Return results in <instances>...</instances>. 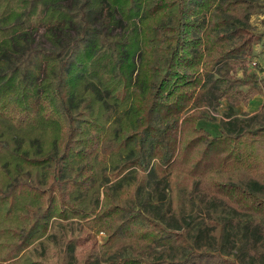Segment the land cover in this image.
<instances>
[{"label":"trees","instance_id":"16d2710c","mask_svg":"<svg viewBox=\"0 0 264 264\" xmlns=\"http://www.w3.org/2000/svg\"><path fill=\"white\" fill-rule=\"evenodd\" d=\"M261 4L0 0V264H264Z\"/></svg>","mask_w":264,"mask_h":264},{"label":"rangeland","instance_id":"374dc122","mask_svg":"<svg viewBox=\"0 0 264 264\" xmlns=\"http://www.w3.org/2000/svg\"><path fill=\"white\" fill-rule=\"evenodd\" d=\"M264 12V4H261V8L258 9V12L256 14L253 15V17L251 18L252 23H254L259 31V33L263 34L264 37V15H260L259 13H263ZM43 29L41 31H39L38 35L36 36L37 38V42L43 43L45 46L49 47V43L45 42L42 38V33H43ZM120 31V29H116L115 32ZM262 40H260V42L258 44L261 43ZM255 62V61H253ZM255 66H257V64L252 65V68H255ZM243 105V104H241ZM241 107V106H239ZM212 114L215 115L216 117H219L223 114V112L218 111L217 109H212L211 110ZM245 112V111H242ZM220 118V117H219ZM213 124L214 122L211 121H204L203 124ZM4 132H6V130L3 128ZM211 132H217V131H213V129H210ZM50 144V140H48V142ZM78 222H76V224L73 227H69L67 230H63L58 228V226H54L53 227V232L54 234H56V238H55V242H47L49 244H46L44 252L42 254H40L42 252L43 246H38V251L37 253H35L34 251H31L30 253L27 254V256L24 258L23 257V262L21 264H26L27 261L29 260H38V259H46L49 260L51 262H56V260H64V254H65V243L66 241H70V240H75L76 244L79 245V249L78 252L75 254L76 256H74L72 258V263L76 264L79 263L81 264L83 262L82 256H80L79 251L83 248V246H85V244L89 243V241H87L86 239L83 240V232L85 231L82 227H80L79 225H77ZM79 238V239H78ZM232 238V237H231ZM43 239V238H41ZM40 239V241H41ZM97 240L98 241H104V234L99 233V235L97 236ZM231 243L228 247V250L230 252V255H235V253L237 252V248H238V244L237 242L232 238L231 239ZM160 251V250H158ZM156 256V255H155ZM70 262V263H71Z\"/></svg>","mask_w":264,"mask_h":264},{"label":"crops","instance_id":"0c3cea01","mask_svg":"<svg viewBox=\"0 0 264 264\" xmlns=\"http://www.w3.org/2000/svg\"><path fill=\"white\" fill-rule=\"evenodd\" d=\"M254 50H255L254 61L257 64V66H255L254 68V71H256L260 81L264 83V37L261 43L255 46ZM263 102H264V94H259V95H256V97L252 100V102H250L247 105H241V107H239L238 109L240 112L245 111L249 114H254L256 113V111L259 109V107L261 106ZM204 125L206 127L208 126V128L210 126V124L209 125L204 124ZM217 130H218L217 128H214V131H217Z\"/></svg>","mask_w":264,"mask_h":264},{"label":"built area","instance_id":"2783aa9c","mask_svg":"<svg viewBox=\"0 0 264 264\" xmlns=\"http://www.w3.org/2000/svg\"><path fill=\"white\" fill-rule=\"evenodd\" d=\"M255 64H256L255 62L252 63V65H255Z\"/></svg>","mask_w":264,"mask_h":264}]
</instances>
